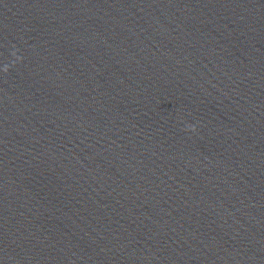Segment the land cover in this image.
Masks as SVG:
<instances>
[{"label":"clouds","instance_id":"1","mask_svg":"<svg viewBox=\"0 0 264 264\" xmlns=\"http://www.w3.org/2000/svg\"><path fill=\"white\" fill-rule=\"evenodd\" d=\"M5 71H7V68H5ZM190 128H192V130H195L194 126H189Z\"/></svg>","mask_w":264,"mask_h":264}]
</instances>
